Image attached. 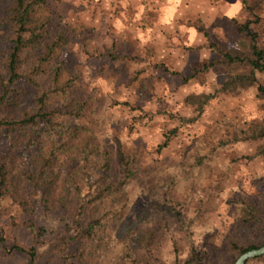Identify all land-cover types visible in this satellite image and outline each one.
Instances as JSON below:
<instances>
[{
	"label": "rangeland",
	"instance_id": "obj_1",
	"mask_svg": "<svg viewBox=\"0 0 264 264\" xmlns=\"http://www.w3.org/2000/svg\"><path fill=\"white\" fill-rule=\"evenodd\" d=\"M46 1L49 12L59 13L77 30L62 51V60L77 76L72 96L88 103L85 115L74 124L94 134L101 150L110 153L116 174L121 151L135 162L137 173L125 187V198L110 196L102 209L138 208L151 189V174H171L179 193L191 185L200 191L194 194L196 198H205L206 213L193 235L202 264H228L230 255L225 257L224 251L235 237L245 244L264 241L259 227L242 236L233 231L242 200L264 201L262 188L256 184L264 180V159L248 158L263 142L221 147L236 128L263 121L264 101L255 88L219 94L199 115L186 98L215 94L225 75L211 70L184 83L193 67L215 58L205 48L206 32L213 41L248 53V40L239 33L238 24L256 21L252 28L264 47V4L255 6L257 0H248L250 7L255 6L253 11L243 5L230 17L231 0H180L168 25L160 23L168 0ZM181 28H195L196 40L188 41L189 33H182ZM140 33L150 39L141 41ZM258 77L264 84V74ZM191 119L197 121L189 123ZM168 138L169 144L161 148ZM11 150L9 141L0 135V156ZM19 152L21 162L28 163L35 149ZM27 190L32 189L27 186ZM41 193H36L31 213L12 200L0 203V264H30L27 251L32 248L37 252L33 264H65L64 253L73 264H177L175 241L179 260L189 258V242L177 224L154 254L136 249L132 259L123 254L114 221L105 222L95 241L79 238L67 244L75 234V211L47 212ZM186 208L187 215L194 217V208Z\"/></svg>",
	"mask_w": 264,
	"mask_h": 264
},
{
	"label": "trees",
	"instance_id": "obj_2",
	"mask_svg": "<svg viewBox=\"0 0 264 264\" xmlns=\"http://www.w3.org/2000/svg\"><path fill=\"white\" fill-rule=\"evenodd\" d=\"M242 3L253 11L264 0H257L253 7L248 5V0ZM255 23L249 20L238 24L239 33L248 40V53L237 46L219 44L205 33L208 37L205 48L215 58L201 67H193L184 83L211 70L222 72L225 80L215 94H191L186 98V103L196 107L199 115L219 94L255 88L258 98L264 101V84L258 77L264 74V47L260 45V34L252 28ZM76 32L59 13L47 10L46 0H0V135L12 147L7 155L0 156V203L12 200L31 213L35 209L36 193L42 192L47 212L75 211V234L67 244L79 238L95 241L101 236L105 222L114 221L117 240L128 259L133 258L136 249L154 254L177 224L190 247L189 258L181 262L178 242H174L177 264H202V252L196 250L193 235L196 223L206 213L205 198L194 196L200 192L195 186L189 185L179 193L175 176L152 173L151 189L141 206L124 205L117 212L102 209L110 196L125 198V187L137 170L135 162L121 151L116 174L110 153L101 150L94 134L74 124L88 107L87 102L73 98L77 76L62 60V51ZM250 141L263 144L248 158L264 159V119L236 128L221 147ZM169 142L170 138L161 148ZM32 149L35 152L29 156V162H21L19 151ZM115 176L122 179L112 181L110 177ZM256 184L262 188L264 197V180ZM27 186L32 190H27ZM84 187L88 188L87 193ZM240 204L234 234L242 236L259 227L264 237V201L249 199ZM187 206L194 208V217L187 215ZM262 241L245 244L233 238L224 251L225 257L230 255L228 264H235L243 254L263 247ZM17 250L25 252L21 248ZM27 254L33 264L36 249H30ZM63 257L65 264H73L69 254L64 253ZM246 264H264V256Z\"/></svg>",
	"mask_w": 264,
	"mask_h": 264
},
{
	"label": "clouds",
	"instance_id": "obj_3",
	"mask_svg": "<svg viewBox=\"0 0 264 264\" xmlns=\"http://www.w3.org/2000/svg\"><path fill=\"white\" fill-rule=\"evenodd\" d=\"M180 0H168V3L165 7L161 9V17H160V23L162 24H168L171 25L173 21V16L176 13L177 7L179 6ZM229 7L232 9L231 12L228 13V15L235 16L237 12L241 10L243 7L242 0H231V3ZM143 11V9H141ZM117 28H120L121 25L119 22H117ZM151 32V29L148 30ZM181 32H187L189 33L188 41H195L197 37V32L195 28H181ZM140 39L141 41L146 42L147 39H150V36H146L145 33H140ZM179 43V41H176Z\"/></svg>",
	"mask_w": 264,
	"mask_h": 264
},
{
	"label": "water",
	"instance_id": "obj_4",
	"mask_svg": "<svg viewBox=\"0 0 264 264\" xmlns=\"http://www.w3.org/2000/svg\"><path fill=\"white\" fill-rule=\"evenodd\" d=\"M264 256V246L243 254L235 264H246L249 260Z\"/></svg>",
	"mask_w": 264,
	"mask_h": 264
}]
</instances>
